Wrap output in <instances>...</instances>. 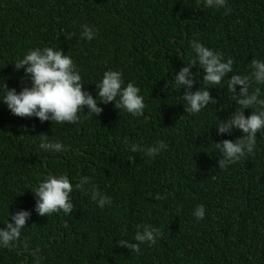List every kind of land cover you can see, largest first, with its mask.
I'll return each mask as SVG.
<instances>
[{
    "label": "trees",
    "instance_id": "16d2710c",
    "mask_svg": "<svg viewBox=\"0 0 264 264\" xmlns=\"http://www.w3.org/2000/svg\"><path fill=\"white\" fill-rule=\"evenodd\" d=\"M0 264H264V0H0Z\"/></svg>",
    "mask_w": 264,
    "mask_h": 264
}]
</instances>
